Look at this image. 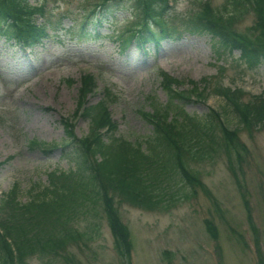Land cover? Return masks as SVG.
Segmentation results:
<instances>
[{"label": "rangeland", "instance_id": "rangeland-1", "mask_svg": "<svg viewBox=\"0 0 264 264\" xmlns=\"http://www.w3.org/2000/svg\"><path fill=\"white\" fill-rule=\"evenodd\" d=\"M171 1V21L176 24L198 12L199 3L205 0ZM31 2L36 6L40 0ZM224 2L210 0L215 9ZM42 3L47 13L65 15L63 32L26 48L0 37V196L16 188L18 200L24 202L47 184L50 171L72 166L62 155L67 135L63 120L73 123L72 133L77 138L89 133V117L76 111L81 77L87 73L96 78V87L86 97V105L96 104L109 90L113 96L107 103L117 125L116 136L141 142L145 149L153 123L141 112L153 113L152 97L162 105L168 102L162 79L166 73L180 81L172 88L186 90L194 83L200 89V95L193 94L185 103L187 113L203 118L210 110L218 111L226 127L238 132L246 149L241 150V156L232 152L231 164L222 150L212 153L211 158L191 162L210 195L198 189L196 196L180 199L168 210L117 203L118 215L133 242L130 263L261 264L262 260L264 264V122L253 125L251 133L246 131L233 107L215 88L240 89L243 103L264 97V64L249 67L236 50L216 54L206 34L185 33L178 39L164 40L159 49L149 45L146 54L133 42L123 48L116 36L132 22L127 9L106 17L100 37L78 38L81 19L95 0ZM34 15L37 22L42 21L39 13ZM255 19L252 11H245L235 27L243 30ZM113 28L115 34L111 35ZM107 133L104 139L110 131ZM215 135L220 137L219 129ZM34 140L38 145L31 143ZM43 144L53 147L44 151ZM7 212L8 207L0 209V220ZM79 217V228L90 219L99 223V235L88 247L70 246L81 264H125L114 251L105 216ZM208 222L216 226V238L209 234ZM42 261L35 254L27 262Z\"/></svg>", "mask_w": 264, "mask_h": 264}, {"label": "trees", "instance_id": "trees-1", "mask_svg": "<svg viewBox=\"0 0 264 264\" xmlns=\"http://www.w3.org/2000/svg\"><path fill=\"white\" fill-rule=\"evenodd\" d=\"M42 1L34 6L31 0H0V37L4 42L20 48L32 47L47 39L48 31L56 35L64 29V14L50 13L42 22L36 21L34 14L44 13ZM199 5L198 12L174 24L170 15L173 8L167 0H95L84 13L76 34L82 39L100 37L106 17L127 9L132 22L116 36L123 48L133 42L146 54L149 45L159 49L164 40H175L185 33L206 34L216 54L236 50L247 66L264 64V0H225L216 9L210 0ZM249 10L256 18L254 24L237 29L236 21ZM114 34L113 28L111 35ZM81 78L76 111L89 117L90 131L77 138L72 133V123L63 120L67 135L62 142V155L72 166L50 171L47 184L39 186L24 202L18 200L16 188L0 196V209L8 207L0 220V264H28L29 257L35 254L43 260L42 264H81L70 246L88 247L99 235V223L90 219L84 228H79L77 221L79 216L95 218L99 213L105 216L115 253L125 264H131L133 242L116 204L127 202L144 210H168L180 199L196 196L198 189L210 195L191 162L211 158L212 153L222 150L231 164L232 152L241 156V150L246 149L238 132L226 127L218 111L210 110L203 118L187 113L185 103L193 94L200 95V89L192 83L189 89L172 90V84L180 81L166 73L162 79L168 102L162 105L152 97L153 113L141 112L155 120L144 149L141 142L116 136L117 125L107 103L112 99L109 90L96 104L86 105V97L96 87V78L91 73ZM215 88L233 107L238 123L246 131L251 133L253 125L264 122V97L243 103L240 89L234 92ZM103 128L107 131L101 133ZM216 129L221 132L220 137L215 135ZM42 147L50 151L53 146ZM250 225L256 235L254 223ZM206 226L216 238V226L212 222Z\"/></svg>", "mask_w": 264, "mask_h": 264}]
</instances>
